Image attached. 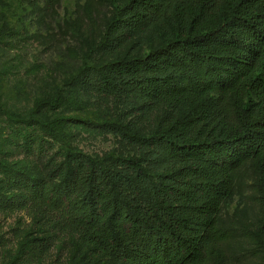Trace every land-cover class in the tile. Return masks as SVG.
I'll return each instance as SVG.
<instances>
[{
  "label": "trees",
  "instance_id": "obj_1",
  "mask_svg": "<svg viewBox=\"0 0 264 264\" xmlns=\"http://www.w3.org/2000/svg\"><path fill=\"white\" fill-rule=\"evenodd\" d=\"M149 33L160 34L158 49L85 66L79 85L144 117L160 104L180 115L147 138L109 121L91 128L138 146L143 158L102 168L78 154L54 167L69 177L59 184L0 180V214L24 209L41 232L27 241L26 261L60 244L83 264H206L229 237L217 215L249 161H259L264 234V0H130L100 47L114 54Z\"/></svg>",
  "mask_w": 264,
  "mask_h": 264
},
{
  "label": "rangeland",
  "instance_id": "obj_2",
  "mask_svg": "<svg viewBox=\"0 0 264 264\" xmlns=\"http://www.w3.org/2000/svg\"><path fill=\"white\" fill-rule=\"evenodd\" d=\"M129 1L0 0V180L23 176L59 184L69 177L57 178L54 167L78 154L102 168L117 159L143 158L146 152L138 146L91 128L109 121L147 138L163 119L178 118V110L162 104L144 117L122 100L94 98L79 85L85 66L106 65L129 53L144 56L162 45L159 33H149L133 37L117 53L102 50L106 27ZM259 189V161L234 171L231 193L217 215L229 237L206 264H264ZM40 233L24 209L0 214V264H83L78 251H63L60 244L41 261H26V243Z\"/></svg>",
  "mask_w": 264,
  "mask_h": 264
}]
</instances>
